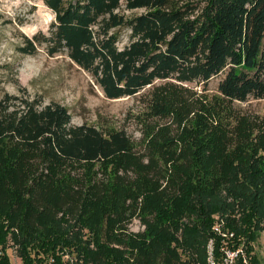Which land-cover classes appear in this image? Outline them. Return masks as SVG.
<instances>
[{
    "label": "trees",
    "instance_id": "trees-1",
    "mask_svg": "<svg viewBox=\"0 0 264 264\" xmlns=\"http://www.w3.org/2000/svg\"><path fill=\"white\" fill-rule=\"evenodd\" d=\"M43 1L49 35L18 49L66 48L106 97L138 94L139 136L71 123L65 105L25 87L0 91V230L22 262L205 264L209 239L221 256L217 221L229 247L263 264L252 245L264 228V112L238 102L264 98V0ZM122 3L143 10L126 16Z\"/></svg>",
    "mask_w": 264,
    "mask_h": 264
},
{
    "label": "rangeland",
    "instance_id": "rangeland-1",
    "mask_svg": "<svg viewBox=\"0 0 264 264\" xmlns=\"http://www.w3.org/2000/svg\"><path fill=\"white\" fill-rule=\"evenodd\" d=\"M142 10L128 9L124 3L120 6V12L126 16ZM53 20L54 12L43 0H0V91L21 94V87H25L30 96H38L44 102L57 101L65 105L71 123L123 125L131 136L138 137L137 125L129 114L139 108L138 94L106 97L94 76L74 62L67 55L66 48L49 54L47 41H42L36 44L32 52L18 49L24 45L25 38L33 34L49 35L50 22ZM112 30L117 33L116 45L121 48L129 40L130 29L120 25ZM215 82L216 78H212L209 87L214 88ZM238 104L253 112H264V98L249 97ZM210 216L212 220L219 218L218 212H212ZM129 226L132 229L140 227L136 219ZM0 241L8 246L6 253L9 264H24L15 247L10 245V234L6 228L0 230ZM252 247L264 264V228Z\"/></svg>",
    "mask_w": 264,
    "mask_h": 264
},
{
    "label": "built area",
    "instance_id": "built-area-1",
    "mask_svg": "<svg viewBox=\"0 0 264 264\" xmlns=\"http://www.w3.org/2000/svg\"><path fill=\"white\" fill-rule=\"evenodd\" d=\"M212 228L214 231L224 237L222 243L219 246L221 256L219 258H215L212 255V239H209L207 244V257L205 264H236L235 258L238 254L242 257L244 264H248V260L241 245L235 248L228 246L227 240L225 238L230 237L232 235V232L222 229L220 222H216V224H214Z\"/></svg>",
    "mask_w": 264,
    "mask_h": 264
}]
</instances>
